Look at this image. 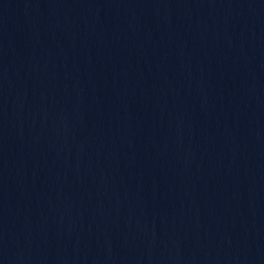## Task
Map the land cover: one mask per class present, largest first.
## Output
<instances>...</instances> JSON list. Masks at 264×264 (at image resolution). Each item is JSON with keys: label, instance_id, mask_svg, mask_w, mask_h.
Masks as SVG:
<instances>
[{"label": "water", "instance_id": "1", "mask_svg": "<svg viewBox=\"0 0 264 264\" xmlns=\"http://www.w3.org/2000/svg\"><path fill=\"white\" fill-rule=\"evenodd\" d=\"M0 264H264V0H0Z\"/></svg>", "mask_w": 264, "mask_h": 264}]
</instances>
